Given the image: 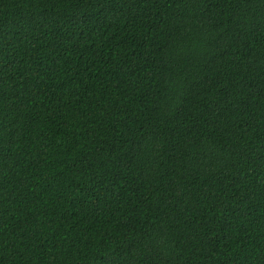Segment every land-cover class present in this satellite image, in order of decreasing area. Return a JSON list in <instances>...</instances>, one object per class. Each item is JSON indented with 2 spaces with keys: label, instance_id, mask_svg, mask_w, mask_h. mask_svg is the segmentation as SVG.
<instances>
[{
  "label": "trees",
  "instance_id": "trees-1",
  "mask_svg": "<svg viewBox=\"0 0 264 264\" xmlns=\"http://www.w3.org/2000/svg\"><path fill=\"white\" fill-rule=\"evenodd\" d=\"M0 264H264V0H0Z\"/></svg>",
  "mask_w": 264,
  "mask_h": 264
}]
</instances>
